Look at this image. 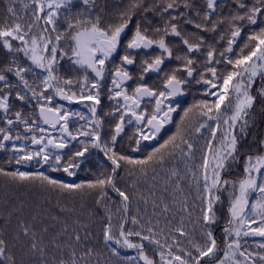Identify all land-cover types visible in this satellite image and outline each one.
Listing matches in <instances>:
<instances>
[{
	"label": "snow or ice",
	"instance_id": "snow-or-ice-1",
	"mask_svg": "<svg viewBox=\"0 0 264 264\" xmlns=\"http://www.w3.org/2000/svg\"><path fill=\"white\" fill-rule=\"evenodd\" d=\"M80 3L83 9L73 12V0H31V5L26 0H8L7 15L0 19V47L12 58L0 64V112L4 114L0 150L10 142L16 164L38 158V162L49 164L51 171L62 169L74 176L73 169L80 167L74 157H84L89 147L96 148L111 162L110 173L82 183H65L42 172L19 169L5 171L0 168V175L20 182L38 180L42 187L53 191L94 193L96 203L103 204L108 213L102 230L104 245L110 247L114 243L135 249L143 264H264V139L254 140L247 152H242L240 147L241 138L248 135L251 110L258 98L264 101V83L253 95L255 78L259 76L264 81V0L251 3L249 0H202L201 3L197 0H152L151 4L146 0H130L127 7L107 20L93 14L95 0H80ZM134 17L137 22L132 28ZM41 20L44 26L40 25ZM205 33L215 34V43H210ZM240 40L242 45L238 43ZM221 41L223 43H219ZM200 56L204 57L203 63ZM65 58L72 66L83 70L82 77L74 80L57 74L58 65ZM172 60L179 63L166 70V62ZM221 64L224 65L222 71L217 68ZM136 66L140 71L134 77L131 69ZM152 73L163 74L162 89L145 83ZM29 74L32 82L27 78ZM106 79H110L107 98L114 108L105 115L119 113L110 142L102 139L104 120L97 116ZM191 79L196 83L203 81L204 96L215 99H201L184 108L175 133L144 158L136 159L116 150L117 137L124 132L125 123L135 121L139 138L135 139L132 151H139L142 141L156 140L164 126L173 122L172 113L179 107L176 98L184 95L183 86ZM129 82H133L134 87ZM57 96L69 103L89 101L86 107L91 117L70 112L63 106L53 107V99ZM146 98L154 101L150 111L141 107ZM32 101H36L35 109H38L32 116H27L22 108H14L17 102L32 106ZM73 115L86 121L75 134L69 129ZM189 121L191 123L186 126ZM41 122L53 130L59 126L60 137L48 133L45 143L47 130L40 126ZM17 124L23 126L24 132L32 133L30 142L40 146L38 150L29 151L23 144H16V141L28 139L18 131L14 133ZM188 127L197 134L202 129L209 130L199 164L194 163L195 146L190 134H186ZM37 132L40 135H36ZM70 141H78L83 148L62 163V156L49 149H65ZM177 160L184 164L183 175L176 165L165 169L169 161ZM240 165L242 175L237 179L227 178L230 171ZM158 168L167 172L161 202L169 186L182 193L181 181L188 180L195 187L196 198L200 201L199 238L185 231L183 218L180 226L174 230L169 228L166 236L165 229L159 228L158 219L155 226L149 220L147 227L137 216L129 220L130 196L116 184L120 170L127 169L129 175L138 171L145 177L152 172L155 179ZM109 190L121 200V207L117 208L121 219L116 225L105 203L110 199ZM224 193H227L229 219L223 229L225 240L221 249L211 226L217 221L216 206L223 202ZM142 199L148 203L147 198ZM177 203L182 211L192 215L188 211L187 197ZM153 207H158L155 201ZM162 211H170L168 204L163 205ZM129 223L137 227L127 228ZM20 227L22 232L16 239L20 235L29 237L27 254L35 259L18 261L9 241L0 235V264H91L92 257L97 255L93 247L85 246L87 235L82 238L74 231L72 236L63 239L66 227L47 241L44 239L47 228L38 234L27 224L21 223ZM132 237L138 238L137 242H133ZM181 237L186 238L184 246ZM248 237L261 238L258 251H249L241 243ZM145 242L153 246L158 261L147 254ZM110 250L112 255H119L116 248Z\"/></svg>",
	"mask_w": 264,
	"mask_h": 264
},
{
	"label": "trees",
	"instance_id": "trees-1",
	"mask_svg": "<svg viewBox=\"0 0 264 264\" xmlns=\"http://www.w3.org/2000/svg\"><path fill=\"white\" fill-rule=\"evenodd\" d=\"M8 0H0V19L6 17L5 6ZM130 0H95V6L92 9L93 14H99L104 19H112L115 14L127 7ZM148 4L152 3V0H146ZM202 0H197V3H201ZM252 0H249L251 3ZM26 3L31 5V0H26ZM80 0H73L72 10L77 12L83 9ZM22 11V9H21ZM149 18H152V14L149 13ZM63 19V17H61ZM158 19V18H157ZM137 18L134 17L132 25L134 28ZM41 26H44L43 20L40 22ZM49 28L51 26H48ZM61 28L64 25H60ZM54 36L55 33H52ZM213 33H205L207 40L210 43L213 41ZM246 39V37H245ZM219 43H223L222 41ZM219 43L216 44L219 47ZM242 45L243 41L238 42ZM11 54H8L6 50L0 47V64H3L10 60ZM20 59L23 61L22 56ZM218 70L221 66H217ZM224 68V66H223ZM222 68V70H223ZM10 79H13L10 77ZM256 82L253 85V95H256L255 89H259L262 86V78L257 76ZM259 80H261L259 84ZM191 122L186 123L190 124ZM212 123V122H209ZM176 130H172L168 133L167 138L175 133ZM17 131H14V133ZM248 135L241 138V150L247 152L249 146L254 140L264 139V101L259 98L256 101V105L251 110V117L249 118V128L247 129ZM194 143L195 161L199 164L202 156L201 149L204 148L206 139L209 136L208 129H202L201 133H192L191 128L188 127V133ZM31 133H27L25 140V147L29 151H35V148L31 145L30 137ZM166 138V139H167ZM163 143H156L153 146L140 145L139 151H132L135 144H116L115 148L118 152L126 155H130L136 159L144 158L149 151L153 148L159 147ZM19 144V141H16ZM16 154L12 151V144H6V148L0 150V168L5 171H20L37 173L42 172L50 178L63 181L65 183H82L89 180H95L102 174L107 175L111 170V162H84L80 163V167L73 169L75 171L74 176H69L62 169L60 171H51L49 164H42L37 160L30 162H24L21 164L15 163ZM51 163V161H50ZM62 163H65L62 161ZM173 165L179 167L181 174H185V168L183 163L177 161H169L165 165V169L171 168ZM158 175L153 179V173L149 172L148 175L142 176L138 171L133 175H129L127 169H121L119 176L116 178L117 187L128 193L130 196L129 203V220L131 216H137L140 218L141 223L148 226L147 222L152 221V225H156L157 219L159 220V228L165 229L164 235H168V230L175 229L180 226L181 218L184 221L185 231L188 233H194L199 238V225L197 224V217L200 215L198 206L200 201L196 198L195 187L191 186L188 180L181 181V187L184 191L176 192L174 186H169L168 193L164 194V200L161 202V190L165 186L166 170L157 169ZM242 175V165L231 170L227 175L229 179H237ZM155 192L156 195L152 196L151 193ZM142 197L147 198L148 203L145 204ZM187 197L188 211L192 213L191 216L188 212L180 209L177 201H183ZM109 198L105 203L107 208L110 209L112 214V222L114 225L118 224L121 219V214L117 212V208L121 207V200L115 192L109 190ZM153 201H155L158 207H153ZM222 203L216 206L217 221L211 226L214 237L221 249L224 248L225 235L223 232L224 227L229 219L228 214V199L227 193L222 195ZM168 204L170 211L163 212V205ZM197 207H193V206ZM155 213V215H154ZM108 213L105 211L103 204L98 205L96 203V196L94 193L85 191L83 194H69L66 192L53 191L47 186H41L40 181H25L20 182L13 180L10 177L0 175V235H3L8 241L10 247H13L16 258L18 261L34 260L35 257H30L27 254V247L29 237L20 235L19 239L16 237L22 232L20 227L21 223L27 224L29 227H34L38 234H42L43 229L47 228L48 233L44 235V239L47 241L56 233L64 231L65 227L67 232L64 234L63 239H67L72 236L74 231L78 232L82 238L87 235V239L84 241L85 246L93 247L95 253L91 259V264H143L137 258V252L135 249H128L120 247L116 244L105 246L102 239V230L106 224V216ZM171 221L170 224L168 222ZM167 225V227H166ZM127 228H135L137 226L129 223ZM116 229L114 228V232ZM178 235V233H176ZM161 240L164 237H160ZM133 242H137L138 238L132 237ZM182 246L186 244V238L181 237ZM231 239V237L229 238ZM261 238L248 237L241 240V243L249 251H258L257 244ZM246 241V242H245ZM171 243V239L168 241ZM146 244V252L150 257L154 256L153 246ZM110 248H116L119 253L118 256H114L111 253ZM222 255V253H219ZM129 258H137L130 260ZM154 258L158 261L159 256L155 255ZM205 260L208 258L205 257ZM203 264V262H202Z\"/></svg>",
	"mask_w": 264,
	"mask_h": 264
},
{
	"label": "flooded vegetation",
	"instance_id": "flooded-vegetation-1",
	"mask_svg": "<svg viewBox=\"0 0 264 264\" xmlns=\"http://www.w3.org/2000/svg\"><path fill=\"white\" fill-rule=\"evenodd\" d=\"M142 58V57H141ZM23 59V57H22ZM116 59L118 60L119 57L117 56ZM140 59V58H138ZM199 60L201 63L204 62V57L200 56ZM179 62L172 60V61H168L166 62L165 65V69L166 70H170L171 68H174L177 66ZM217 66H221L220 71H222L223 68V64L221 65H217ZM132 72L135 76L139 75V66L136 67H132ZM39 73V70H36ZM57 74L61 77H65V78H71V79H78L80 77L83 76V70L76 68L74 66L71 65V62L65 58L63 60L60 61L58 68H57ZM40 75H44L43 73H40ZM29 79L30 82H32L33 77L31 74L28 75L27 77ZM162 79H163V74H156V73H152L150 75H148L146 77L145 83H147L149 86L151 87H156V88H161L162 89ZM196 79H199V77L197 76ZM110 83V79H106L104 81V85L105 87H103L101 89L102 91V102L101 104L98 106V111H97V116L100 118H103L104 120V124H103V128L101 130V135H102V139L106 140L108 142H110L111 139V134L114 130L115 127V123L118 122V116L119 113L116 114V116H112V115H105V113H109L113 110L114 108V104L113 102L109 101L107 98V94H106V88ZM130 85L132 87H134V83L133 82H129ZM184 88V95L181 97H177L176 99L179 100V107L177 109L176 112L172 113L173 116V122L166 124L164 126V128L162 129L161 133L159 134V136L157 137L156 140H149V141H142L141 145H145V146H153L156 143H160L162 141H164L167 138V135L170 131L172 130H176V124L179 123L180 121V116L183 115V109L189 107L190 105L200 101L201 99H208L209 101L215 99V97H205L204 96V90L206 88V86L203 84V81H201L200 83H196L195 79H191L189 83L185 84L183 86ZM75 90V89H74ZM131 91V88L129 89ZM51 94V93H49ZM30 95V93H29ZM175 102V101H174ZM89 101H85L82 103H69L66 100H62L60 99L58 96L54 97L53 99V107H57V106H63L64 109L70 111V112H80L83 113L86 117H91V114L88 111V108L86 107L87 104H89ZM35 104L36 101H32V106L29 105H21L19 102H17L14 106L15 109H23V111L25 112V114L27 116H32L34 114V112H38V109H35ZM142 108H147L149 111L154 107V101H149L147 98L145 99V101L142 102L141 105ZM3 113L0 112V127L4 126L3 125ZM127 117H126V121H127ZM190 122V121H189ZM86 121L85 120H81L78 116L73 115L71 117V120L69 122V129L73 132V134H75L77 132V129L80 127V125L85 124ZM188 123V122H186ZM40 126L45 128L47 131L44 133L46 140L45 143L47 142V136L48 133H51V135L53 137H57L59 138L61 133L59 131V126H57L56 130L51 129V127L49 125H44L42 122L40 123ZM14 131H18L20 132L23 136H26V132H24V128L22 125H15L14 126ZM145 132H148V129L145 128ZM32 134V133H31ZM36 135H40V133H35ZM139 137L136 134V125H135V121H133V124H127L125 123V130L123 133L120 134L119 137H117V143L116 144H121V143H126V144H134L135 139H138ZM80 140L86 139L85 137H79ZM10 142H6V144H9ZM25 145V140H21L19 141V145ZM40 146L38 145H34L35 151L39 149ZM83 145H81L80 143H78V141H70L69 143V147L65 148V149H49L50 152H52L53 154H60L62 156V161L67 162V160L70 157H73V153L79 149H82ZM74 159L80 163H84V162H106L108 161V158L104 155L103 152H101L99 149L96 148H91L89 147V151L87 153H85L84 157H74Z\"/></svg>",
	"mask_w": 264,
	"mask_h": 264
},
{
	"label": "rangeland",
	"instance_id": "rangeland-1",
	"mask_svg": "<svg viewBox=\"0 0 264 264\" xmlns=\"http://www.w3.org/2000/svg\"><path fill=\"white\" fill-rule=\"evenodd\" d=\"M143 262V261H142Z\"/></svg>",
	"mask_w": 264,
	"mask_h": 264
}]
</instances>
